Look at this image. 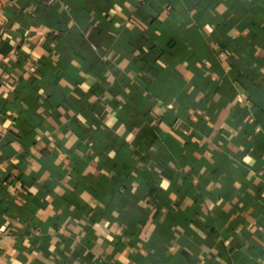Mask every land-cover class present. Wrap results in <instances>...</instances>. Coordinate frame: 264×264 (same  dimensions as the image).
Here are the masks:
<instances>
[{
	"label": "crops",
	"instance_id": "obj_1",
	"mask_svg": "<svg viewBox=\"0 0 264 264\" xmlns=\"http://www.w3.org/2000/svg\"><path fill=\"white\" fill-rule=\"evenodd\" d=\"M0 264H264V0H0Z\"/></svg>",
	"mask_w": 264,
	"mask_h": 264
},
{
	"label": "built area",
	"instance_id": "obj_2",
	"mask_svg": "<svg viewBox=\"0 0 264 264\" xmlns=\"http://www.w3.org/2000/svg\"><path fill=\"white\" fill-rule=\"evenodd\" d=\"M1 230H2V229H0V232H1ZM262 242H263V244H264V238L262 239Z\"/></svg>",
	"mask_w": 264,
	"mask_h": 264
}]
</instances>
